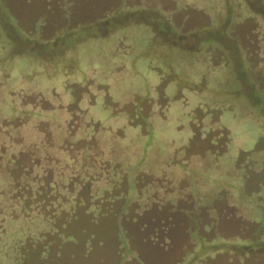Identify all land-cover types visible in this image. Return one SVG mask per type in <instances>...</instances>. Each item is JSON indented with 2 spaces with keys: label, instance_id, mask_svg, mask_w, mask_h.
<instances>
[{
  "label": "rangeland",
  "instance_id": "374dc122",
  "mask_svg": "<svg viewBox=\"0 0 264 264\" xmlns=\"http://www.w3.org/2000/svg\"><path fill=\"white\" fill-rule=\"evenodd\" d=\"M224 2L225 12L209 17L207 6L199 8L201 0L192 5L183 0H29L23 10L26 16L34 17L29 40L0 0V66L26 75L0 78V112L18 105L21 94L25 96L26 92L34 106L42 103V108L47 109L40 93L53 81L57 83L53 88L56 92L51 91L47 101L60 100L61 81L70 80L67 95H73L76 105L81 102L77 111L71 109L72 128L61 133V142L67 144H52L67 150L68 157L74 160L70 168L59 163L56 169L62 174V182L71 180L67 185L70 191L73 183H80L78 202L75 199L72 205L75 213L67 221V206L61 201L71 199L77 192L66 195L65 191L60 193V188L53 189L56 185H43L42 204L33 207L31 216L23 220L27 226H37L29 232L26 243H11L10 237H19L18 224L6 220L9 233L0 237L5 246L0 251L8 260L4 264H82L83 260L84 264H113L116 260L119 264H141L139 255L128 246L120 221L124 217L133 220L141 212L132 204L137 190L143 191L145 198V189L150 192L156 181L165 186L172 176H179L176 185L191 196L186 208L177 211L181 214L188 215L191 205L195 214L197 209L215 202L236 206V201H245L244 209L259 213L260 218L247 219L238 208L248 226V234L245 233L249 237L242 239L224 236L209 221L203 220L196 226L198 219L193 215L191 242L179 264H264V175L253 170L263 165L264 154L251 153L264 151V140L254 143L259 129L264 132V73L255 78L252 68L244 66L239 45L246 47L254 39L255 23L251 19L241 22L246 18L243 12L233 13L234 4H242L241 0ZM244 2L264 19V0ZM57 11L63 16H71V12L80 14L65 24L64 19L58 22ZM29 17L20 20L21 27L31 25ZM54 22L57 26L53 36L50 29L39 38L41 28L54 27ZM208 22L210 25L205 26ZM230 29L239 43L229 38ZM207 46L213 50L208 59L226 67L214 78L201 77ZM251 62L254 67L256 59ZM19 85L26 87V91L20 90ZM88 99L95 103L87 106ZM247 112L250 117L245 116ZM24 122L29 125L30 118L25 117ZM231 124L238 133L228 151L232 152L230 147L236 153L247 151L241 157L239 153L235 156L234 170L229 167V152L223 154L224 143L228 142L226 135L230 134L226 127L231 128ZM39 125L41 134L45 128L55 129L45 121ZM30 128L25 125L21 137L30 139ZM0 135L4 132L0 131ZM219 135L222 140L217 139ZM36 137L40 146L44 136ZM33 145L32 141L26 143V150L31 151ZM56 156L59 160L63 153ZM78 160L81 165L77 169ZM247 171L252 181L245 191L241 175ZM83 174L85 180L81 181ZM35 209L45 210V216L33 215ZM54 218L56 229H50L53 222L49 219ZM1 221L2 216L0 224ZM64 224L67 225L63 227ZM123 224L126 227L127 222L123 220ZM3 227L4 224L0 230ZM36 234L42 236L40 242L33 236ZM50 234L48 241L44 235ZM32 242H42L45 248L50 247L49 252L43 258L30 254L26 250H33Z\"/></svg>",
  "mask_w": 264,
  "mask_h": 264
},
{
  "label": "trees",
  "instance_id": "16d2710c",
  "mask_svg": "<svg viewBox=\"0 0 264 264\" xmlns=\"http://www.w3.org/2000/svg\"><path fill=\"white\" fill-rule=\"evenodd\" d=\"M173 1V0H172ZM186 5H192L195 4L197 1L200 0H183ZM225 0H201V3H199V8L203 10V8H206L207 11L210 14L209 17H215L214 14L220 13L224 11L225 6ZM161 2V1H160ZM231 3V2H230ZM242 4L235 5L234 4V12L233 13H239L243 12L246 14V18L243 19L241 22L245 20H252L255 23V30L252 33L254 36L253 40H249L248 46L244 47L243 45L239 44L243 50L244 55V66L246 68L251 67V71H253L256 76L258 74H263L264 69V19L251 11L244 0H241ZM233 6V3H231ZM202 12V11H201ZM225 12V11H224ZM208 19L210 20V18ZM207 18V17H206ZM216 19V18H215ZM215 19H212L215 21ZM211 21V20H210ZM211 22H208L207 25L209 26ZM233 25H237L238 23H233ZM229 32V38H233L232 34H235L231 32V29ZM235 40V39H234ZM236 43H239V40H235ZM210 45V44H208ZM209 48L211 50H209ZM233 50V48H232ZM231 50V51H232ZM213 50L211 46H207L204 50L203 57H204V63L201 68V77H208V78H214L218 76V71H223L226 69L225 65L223 63H219L217 61L209 60L211 58L210 55H212ZM255 58L256 62L253 64L251 60ZM262 67V69H261ZM228 71V70H227ZM119 73V72H118ZM226 73V71H225ZM232 73V72H231ZM264 75V74H263ZM65 79V78H64ZM225 81H227L229 78H223ZM70 81V80H69ZM68 81V82H69ZM263 81V79H262ZM21 82V81H20ZM19 82V83H20ZM68 82L61 81L62 85V93L61 98L58 100L57 98H54V101H47L50 97V92H56V89H53L54 86L57 85L56 81H53L52 85L48 88H44L45 90L42 91L43 97H44V105L45 102H47L48 108H42V103L34 106L35 104H32L30 101L29 93L22 95L21 94V101L18 105L16 103L14 105L11 104V99H9V106H11L7 111H1L0 113V131L4 132V135H0V205H4V209H0V216H2L3 220H5V223H1L0 226L2 227L4 224V227L2 230H0V237L7 236L8 235V223H6V220H13L15 224H18L16 234L19 235L16 239L10 237V241L13 245L22 243H26V237L28 236L31 229L36 228V224H31L27 226L24 224L23 220L25 218H29L32 214L33 207L39 206V204L43 202V197L40 199L41 196V187L43 185L49 186L53 189H59L60 193L62 191L66 192V195L70 192V187H67L68 182H71V180H65L62 182L61 180V173L59 172L58 165L59 163H64L70 168V165L73 163L74 160H71L66 154L67 150L64 151V149L59 150L56 146H53L52 144H55L58 142V145L63 146L64 144H67L65 141L61 142V133H64L67 131L68 127L70 128L72 125V108L74 109V112L77 111L78 106L81 102H79L77 105L75 104V99L73 98V95L70 94V97H68L67 94L69 89H66ZM89 81L88 84H91ZM108 84V83H106ZM18 85V84H17ZM20 86V85H19ZM53 86V87H52ZM106 86V85H104ZM109 88V86H106ZM107 88V90H108ZM26 91V87L20 86V90ZM19 90V91H20ZM137 91V90H136ZM67 92V93H66ZM66 93V94H64ZM60 93H58L59 95ZM56 95V94H55ZM57 96V95H56ZM55 96V97H56ZM119 99V98H118ZM249 98L248 100H250ZM92 100V101H91ZM252 100V99H251ZM82 101V100H80ZM54 105L52 106L51 103ZM87 106H92V103L94 104V99H88L85 101ZM28 105V107H27ZM76 105V108L74 107ZM221 106L225 107L226 104H221ZM246 105V104H245ZM25 106V107H24ZM36 107V111L33 110V108ZM243 108H248L246 106H242ZM59 108L60 111H57L56 109ZM43 109V110H40ZM25 112V113H24ZM233 114L237 115L235 111H233ZM30 118L29 125L25 124L24 119L25 117ZM246 117H250V113L247 112L245 114ZM20 117V119H18ZM29 121V119H28ZM26 121V123H28ZM45 121L48 122L50 127L53 126L55 129L50 130L46 129L42 131L43 134H41L40 131V122ZM75 123V122H74ZM98 123V122H97ZM30 126L31 128L29 130H32V136L30 139L26 140V137H21L22 128L24 126ZM232 127L230 128L227 126L226 128L230 129L229 134V140L227 147L225 148V151L223 154H225L228 151V145L233 144L234 137L238 133L237 128L234 127L235 125L231 124ZM58 127V130H57ZM10 128V129H9ZM72 128V127H71ZM233 128V129H232ZM59 132V134H58ZM36 134H39L40 136H44V140L41 139L42 144L40 146L37 145L36 141H38V138L36 137ZM258 138L254 141V143H261L262 140H264V132L262 129H259L257 133ZM59 139V141H58ZM43 140V141H42ZM34 143L33 149L31 151L26 150L25 144L26 143ZM61 142V143H60ZM60 143V144H59ZM232 152H229V155L227 156L228 159H230L229 167L234 170V166L232 161L235 160V156L239 153V157H241L243 152L247 151H238L237 153L230 147ZM58 152L56 153V151ZM250 150V149H249ZM251 151H254L251 149ZM60 152L63 153V156H60L59 160L56 155ZM255 153L256 155L261 156L264 154V151L260 152H251ZM65 155V156H64ZM7 156V158H5ZM54 157V158H53ZM47 163V164H46ZM58 163V164H57ZM81 161L78 160V163L75 164V167H80ZM256 165V164H255ZM238 168V169H237ZM240 164L236 165V172L239 174ZM257 173H263L264 175V159H263V165L259 168L256 167V169H253ZM28 173V174H27ZM246 173V172H245ZM242 174V184H243V190L248 191L249 188H247V185L245 184V178L246 174ZM27 174V175H26ZM30 177V179H29ZM85 180L84 174L82 175V178L80 179ZM79 182V180H78ZM257 185V184H255ZM62 186H65V188H62ZM80 186V183H73V188H78ZM6 187V188H5ZM248 189V190H247ZM37 193V194H36ZM76 196V195H75ZM78 202V201H77ZM61 203L64 206H67L65 209L66 213L69 214V221L72 219L75 209L72 207V205H75V200H73V197L71 199H64V201H61ZM245 201L241 203V201H236V206L239 208L240 212L245 215V218H253L256 220H260L258 217L259 213H251L250 211H246L245 208ZM32 206V207H31ZM42 207V206H41ZM31 208V209H30ZM30 209V210H29ZM45 210H37L35 209L33 212V215H39V216H45ZM30 213V214H28ZM250 216V217H249ZM264 216V215H263ZM40 218H37V222L39 223ZM49 221L53 222V225L50 226V229L55 228V218L53 220L49 219ZM67 225L64 224L63 227ZM6 229V232H5ZM264 230V228H263ZM262 230V232H263ZM60 232V230H59ZM61 233V232H60ZM59 234V233H58ZM39 242L38 238L39 235H33ZM52 237V234L50 235H44V238L46 240H50ZM50 238V239H49ZM29 241L28 243H30ZM3 242H0V249L5 248V246L2 245ZM2 250V249H1ZM45 251V250H44ZM5 252H9V250H6ZM2 253L1 261L2 263H7V258L3 255L4 251H0Z\"/></svg>",
  "mask_w": 264,
  "mask_h": 264
},
{
  "label": "flooded vegetation",
  "instance_id": "af4514ba",
  "mask_svg": "<svg viewBox=\"0 0 264 264\" xmlns=\"http://www.w3.org/2000/svg\"><path fill=\"white\" fill-rule=\"evenodd\" d=\"M1 1L4 3L5 6L8 7L9 11L12 13L14 18H16L17 25L18 28L21 29V33L28 36L29 39L30 35L33 34L32 22L34 17L33 15L31 17L26 16L25 12L23 11L24 8L28 5L27 2H29V0ZM55 13L57 14V18H59L58 22L62 23V19H64L65 24L71 23L73 18L76 15L80 14H74V12H71V16H63L59 11ZM28 17L31 20V25L27 28L21 27L19 23L20 20L22 18H24L23 20H25L26 18L28 19ZM55 24L56 23L54 22V27H46V25L45 27L41 28L39 38H43V34L45 33V31H49L50 29H52L51 35L53 36V29L57 26ZM49 26L51 25L49 24ZM58 27L62 26L58 25ZM52 36H49L47 38H50ZM1 49H3V47L0 48V51ZM7 59L8 58H6L5 60ZM55 76L56 74L53 77ZM25 77L26 75L23 73V71L11 73L8 68L0 66V78ZM30 77L32 76H29V78ZM177 93L178 92L176 91L172 95L175 96L177 95ZM34 109H36V107ZM161 111L163 112V110ZM220 118L221 116L218 119L221 120ZM226 136H228V141H230L229 133ZM221 138L222 135L221 137L219 135L217 139L222 140ZM227 144L228 142L226 141L224 143V146L227 147ZM219 145L220 147H222V144ZM245 174V183L246 185L248 184L247 188H249L250 181H252L249 179L252 177L249 174V171H247ZM178 177H170L169 181H167V184L165 186L162 184L161 181H156L155 188H151L150 192H148V189H145V194H147L145 198H142L143 191L136 189L138 195L136 194V197L133 200L132 204H135V210H141V212L137 213V216L134 217L133 220L127 219L126 217H124L121 221L119 220L121 228L127 235L126 238L128 240V246L131 250H133V252L139 255L141 259V264H176L178 262L180 263L183 259V253L185 249L188 248L189 243L191 242L190 231H193L194 228L192 227L193 223L190 221V219L193 217V215H196L195 218L198 219L196 226H200L201 222L205 220L207 222L209 221L211 225H214L213 229L215 231H219L226 237L234 238L235 236H238L242 239H248L249 237L246 235V233L248 234V226L245 222H243V216L239 215L237 206H228L227 203L217 205L218 203L215 202L210 207L197 209L195 214L194 210L192 209V205L187 208L189 212L188 215L177 212L180 209H185L186 204L191 202V196L186 195L187 193L182 192L181 188H178V186L176 185L178 182ZM164 179L166 180V178ZM182 182L184 183V181ZM78 189L80 188H77V190L76 188H71L72 193L77 192V195L73 197V200H75L78 196ZM103 193H105V191H103L102 194ZM76 201H78V199H76ZM101 204L102 202L99 203V205ZM136 205H138V207ZM103 206L104 205L102 204V207ZM123 220L127 222L126 227L123 224ZM69 221H71V219ZM1 222L5 223V220ZM67 224H69V222ZM236 224L239 225L238 229L236 228ZM31 245L33 250L29 251V249L26 251H28L30 254L35 253L36 257L38 258H43L45 253H48L50 250V247L45 248L44 245L42 246V242L40 245H37L36 242H32ZM45 249L46 251H44ZM116 261H113V264H119V261ZM85 262L86 261L83 260L82 264H84ZM125 264L133 263L129 262Z\"/></svg>",
  "mask_w": 264,
  "mask_h": 264
}]
</instances>
